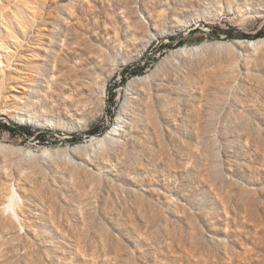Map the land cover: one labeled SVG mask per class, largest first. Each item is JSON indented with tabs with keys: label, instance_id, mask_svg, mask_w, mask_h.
Returning <instances> with one entry per match:
<instances>
[{
	"label": "rangeland",
	"instance_id": "374dc122",
	"mask_svg": "<svg viewBox=\"0 0 264 264\" xmlns=\"http://www.w3.org/2000/svg\"><path fill=\"white\" fill-rule=\"evenodd\" d=\"M0 264H264V0H0Z\"/></svg>",
	"mask_w": 264,
	"mask_h": 264
},
{
	"label": "bare ground",
	"instance_id": "6f19581e",
	"mask_svg": "<svg viewBox=\"0 0 264 264\" xmlns=\"http://www.w3.org/2000/svg\"><path fill=\"white\" fill-rule=\"evenodd\" d=\"M15 196H16V192L15 191H13V195H12V199H14L15 198Z\"/></svg>",
	"mask_w": 264,
	"mask_h": 264
}]
</instances>
